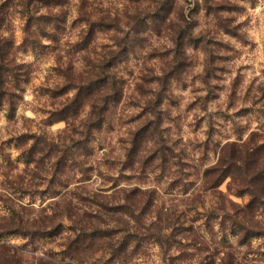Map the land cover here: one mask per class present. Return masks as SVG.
Returning a JSON list of instances; mask_svg holds the SVG:
<instances>
[{
  "label": "clouds",
  "instance_id": "clouds-1",
  "mask_svg": "<svg viewBox=\"0 0 264 264\" xmlns=\"http://www.w3.org/2000/svg\"><path fill=\"white\" fill-rule=\"evenodd\" d=\"M0 264H264V0H0Z\"/></svg>",
  "mask_w": 264,
  "mask_h": 264
}]
</instances>
